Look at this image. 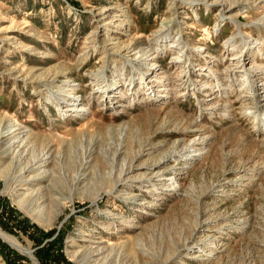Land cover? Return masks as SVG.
Returning a JSON list of instances; mask_svg holds the SVG:
<instances>
[{"label":"rangeland","instance_id":"374dc122","mask_svg":"<svg viewBox=\"0 0 264 264\" xmlns=\"http://www.w3.org/2000/svg\"><path fill=\"white\" fill-rule=\"evenodd\" d=\"M263 21L264 0H0V243L264 264Z\"/></svg>","mask_w":264,"mask_h":264},{"label":"bare ground","instance_id":"6f19581e","mask_svg":"<svg viewBox=\"0 0 264 264\" xmlns=\"http://www.w3.org/2000/svg\"><path fill=\"white\" fill-rule=\"evenodd\" d=\"M260 2H262L263 0H259ZM219 2V1H218ZM261 20V18L259 19V21ZM170 21V20H169ZM260 26H263L264 27V21L263 22H261L260 24H259ZM167 26H169L168 24H167ZM175 45V44H174ZM173 45V46H174ZM176 46V45H175ZM149 50H150V48L149 49H147L146 50V53H148L149 52ZM153 53H155V52H153ZM142 57V54H136V55H134L129 61L130 62H132V64H134L135 65V60H138L139 58H141ZM146 59H147V56L145 57ZM178 59V58H177ZM176 59V57H175V60H177ZM146 65L148 64V67H149V62H146L145 63ZM133 66V65H132ZM148 67H146V69L144 70V71H142V76H144L145 74L146 75H148L149 73H151L152 72V69L150 68H148ZM153 70H154V68H153ZM145 79L147 78V77H144ZM151 81L153 82V80L151 79ZM158 81V80H157ZM159 82V81H158ZM154 85H156V84H150L149 85V88H153L152 86H154ZM114 87V86H113ZM73 105V103H69V105ZM78 104V103H77ZM76 104V105H77ZM83 108L82 107H78V106H76V107H73V108H69V109H67V110H72V111H81ZM7 127V126H6ZM18 128V127H17ZM6 131H8V130H6ZM1 132L2 134H3V136L4 135H6V136H8V135H10V144H11V146H13L14 145V143H17L18 144V142H20V140H21V136H19L18 134L16 135V134H13V132L15 131V129H13V131H11L10 133L9 132ZM18 133V132H17ZM12 134V135H11ZM20 134V133H19ZM23 143V142H22ZM18 145H21L22 147L21 148H23L25 145L24 144H18ZM25 149H23V151H24ZM195 156V155H194ZM16 157V156H15ZM14 158V157H13ZM20 159L21 158H18L17 160H18V162H20ZM44 161H46V160H44V158L43 157H36V158H33L32 160H31V165L30 166H27V164H25V165H23L22 167H21V169H19V171H18V173H22L21 174V176H20V180H23L24 182H28V181H30V180H34L35 179V177L37 176L36 174H34L33 176H28L27 177V175L30 173V172H33L34 170H36L37 168H39L40 166H42L43 164H44ZM26 172H28V174L26 175V178H24V174L26 173ZM0 234H1V236H3L6 240H8L9 242H11V243H13L14 245H17V246H19L20 247V245L18 244V242H16V240L14 239V238H12L11 236H9L8 234H6V233H3V232H1L0 231ZM4 239V240H5ZM5 240V241H6ZM13 246V245H12ZM22 250L24 251V252H30V250H25V249H23L22 248ZM22 251V252H23ZM23 252V253H24ZM30 255H32V253L30 252ZM33 256V255H32Z\"/></svg>","mask_w":264,"mask_h":264},{"label":"trees","instance_id":"16d2710c","mask_svg":"<svg viewBox=\"0 0 264 264\" xmlns=\"http://www.w3.org/2000/svg\"><path fill=\"white\" fill-rule=\"evenodd\" d=\"M50 243L46 242L43 247H41L39 250H37L36 252V256L38 257L39 261L41 264H59V261H56V260H53V262L50 263V261L48 262V259L47 257H43L41 255V251L43 250V248L45 246H49ZM0 246L4 247V249L6 250V253H3V255L5 256L6 258V264H15L12 260V258H16L18 260V264H21V261L23 259L24 256L20 255L17 251H15L14 249H10L7 245H5L4 243H0ZM61 254L59 253L58 254V257H55V259H59V256ZM62 257V256H61ZM62 260L63 257H62Z\"/></svg>","mask_w":264,"mask_h":264},{"label":"water","instance_id":"95a60500","mask_svg":"<svg viewBox=\"0 0 264 264\" xmlns=\"http://www.w3.org/2000/svg\"><path fill=\"white\" fill-rule=\"evenodd\" d=\"M1 237V236H0ZM2 238V237H1ZM3 239V238H2ZM4 240V239H3ZM5 241V240H4ZM7 242V241H6ZM8 243V242H7ZM12 246V245H11ZM36 264H39V262L35 259Z\"/></svg>","mask_w":264,"mask_h":264}]
</instances>
